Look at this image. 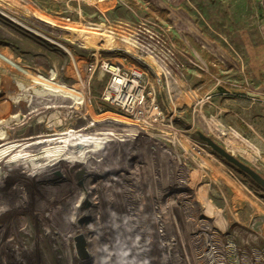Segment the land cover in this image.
Masks as SVG:
<instances>
[{"label": "rangeland", "instance_id": "1", "mask_svg": "<svg viewBox=\"0 0 264 264\" xmlns=\"http://www.w3.org/2000/svg\"><path fill=\"white\" fill-rule=\"evenodd\" d=\"M145 2L169 12L171 25L147 17ZM169 10L187 12L243 66L215 69L219 62L180 34ZM68 29L110 35L114 45H83ZM0 52L39 77L0 60V157L56 130L125 129L92 146L73 181L43 171L47 186L59 181L88 201L72 214L76 228L88 216V245L116 249L73 264H264V189L198 135L264 178V0H0ZM135 58L165 72L154 126L101 100L107 75L88 83L84 74L88 62L131 66ZM18 228L0 217L21 245Z\"/></svg>", "mask_w": 264, "mask_h": 264}, {"label": "bare ground", "instance_id": "2", "mask_svg": "<svg viewBox=\"0 0 264 264\" xmlns=\"http://www.w3.org/2000/svg\"><path fill=\"white\" fill-rule=\"evenodd\" d=\"M65 34L78 39L86 46L105 43L107 48H111L114 45L113 37L102 33L68 29L65 30ZM0 60L29 79L39 82L38 76L23 69L1 52ZM124 131L125 129L100 130L88 134L65 128L42 137L50 139L28 145L20 151L12 149L2 151L0 206H3L4 210L0 212V217L6 216L19 223L17 234L21 236L23 242L20 245L15 234L0 229V264H73L76 257L86 260L88 254L93 256L114 254L116 249H111L112 247L96 246L93 242L88 245V216L79 218L82 228L75 226L72 218L74 210L79 208L83 212L88 210V201L83 197L78 202L79 191L65 187L59 181L47 186L42 174L43 171H49L53 172L55 178L64 177L70 182L73 181V169L83 168V165L79 167L78 163L87 158L92 146L106 143L109 138L118 137ZM130 144L133 147V143ZM76 180L81 179H74ZM113 197L116 198L118 195L114 194ZM115 203L118 204V201ZM121 210L118 208L117 215H125ZM26 216L29 217V223L24 218ZM77 233L80 241H77L78 245H74L73 237ZM119 242L117 234L114 244L117 245Z\"/></svg>", "mask_w": 264, "mask_h": 264}, {"label": "built area", "instance_id": "3", "mask_svg": "<svg viewBox=\"0 0 264 264\" xmlns=\"http://www.w3.org/2000/svg\"><path fill=\"white\" fill-rule=\"evenodd\" d=\"M135 59L137 64L131 66L109 61L88 62L84 66V74L88 83L96 72L107 75L108 82L101 100L140 123L154 126L160 116L156 94L165 72L159 68L154 71L150 66L143 67L142 58ZM149 75L153 76L152 80Z\"/></svg>", "mask_w": 264, "mask_h": 264}, {"label": "crops", "instance_id": "4", "mask_svg": "<svg viewBox=\"0 0 264 264\" xmlns=\"http://www.w3.org/2000/svg\"><path fill=\"white\" fill-rule=\"evenodd\" d=\"M169 11L172 17V23L180 34L192 38L202 50L210 54V56L214 57L219 62L218 64L213 63L215 69L239 70L243 66L242 62L232 57L226 49L207 38L202 29L199 28L187 12L184 10L177 12L172 10Z\"/></svg>", "mask_w": 264, "mask_h": 264}, {"label": "water", "instance_id": "5", "mask_svg": "<svg viewBox=\"0 0 264 264\" xmlns=\"http://www.w3.org/2000/svg\"><path fill=\"white\" fill-rule=\"evenodd\" d=\"M200 140L204 141L208 147H210L217 155L223 158L227 163L232 165L234 168L238 169L240 172L244 173L248 176L254 183L264 189V178L250 168L245 163L241 162L238 158L234 155L226 151L224 148L219 146L215 141H213L210 137L199 133Z\"/></svg>", "mask_w": 264, "mask_h": 264}, {"label": "trees", "instance_id": "6", "mask_svg": "<svg viewBox=\"0 0 264 264\" xmlns=\"http://www.w3.org/2000/svg\"><path fill=\"white\" fill-rule=\"evenodd\" d=\"M130 6L134 9H136L137 11H142L144 8L138 5L133 4V2L128 1ZM146 4L149 5L148 9H149V13L147 14V17L153 18L155 16V18H159L164 20L166 23H168V25H171L170 20L168 19L169 17V12L164 11V10H160L156 7H154L153 5L149 4V2H145ZM154 19V18H153ZM203 31V30H202ZM204 32V31H203ZM205 34V33H204ZM177 43L181 46L184 47L185 45L182 42L177 41ZM204 54V53H203ZM205 57H207V55L205 54ZM238 170V169H237Z\"/></svg>", "mask_w": 264, "mask_h": 264}]
</instances>
